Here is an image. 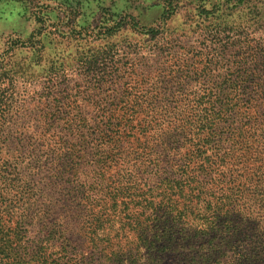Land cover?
I'll return each mask as SVG.
<instances>
[{"label": "rangeland", "instance_id": "1", "mask_svg": "<svg viewBox=\"0 0 264 264\" xmlns=\"http://www.w3.org/2000/svg\"><path fill=\"white\" fill-rule=\"evenodd\" d=\"M12 2L19 23L6 26L0 15L1 234L14 240L20 230L27 241L44 234L49 256L63 264H100L96 236L103 245L112 239L102 264H183L186 239L166 252L135 240L165 235L173 217L193 222L196 236L202 223L214 225L203 235L211 243L197 248H221L227 218L243 222L247 242L264 241V0ZM256 65L261 81L244 80L258 74ZM226 106L235 111L223 116L219 136L210 133L221 142L202 148L216 164L180 181L176 166L195 140L169 148L155 138L174 124L199 129ZM245 120L261 132L243 152L238 192L216 181L233 169L219 158L228 146L220 137L223 121ZM154 151L158 169L145 160ZM242 239L220 250L223 262L264 264V255L243 263L231 256Z\"/></svg>", "mask_w": 264, "mask_h": 264}, {"label": "trees", "instance_id": "2", "mask_svg": "<svg viewBox=\"0 0 264 264\" xmlns=\"http://www.w3.org/2000/svg\"><path fill=\"white\" fill-rule=\"evenodd\" d=\"M256 69H258V74L244 77V80H255L256 82L261 81L262 79V74L261 72L263 71V68L256 65ZM256 87H259V84L255 85ZM234 108L232 106H226L219 111H216V116L212 118V120L208 123L201 124L199 125L198 128H194L197 126V124H194L188 127H181L180 125L174 124L171 128H168L167 132L165 133H160V136L163 135V138L161 139H156V146L159 144L163 145L164 147H169L171 144H177L179 146H182L185 148L187 146V143L192 139L195 140V143H191L190 147V153L188 155L187 162L181 163L180 166H176V169L180 170L183 174L180 176V181L185 183L186 178L183 177L187 175L189 172L193 171L196 169V174L198 175L200 172L203 173H208L209 169L211 166L216 164V161L211 159V157H208V155L205 153L206 151H203L202 148L205 146L207 143L214 146L212 142L215 141H220V139H212L213 135L211 134H216L219 136L220 130L219 126L222 124H219L221 120L223 119L224 115H230L232 112H234ZM176 118V117H175ZM177 119V118H176ZM178 120V119H177ZM216 120V121H215ZM255 121V120H254ZM223 130L224 133L221 131V136L220 137L223 140V143H228V146L225 149L220 150L219 158L223 161V163L230 165L233 167L232 172L229 174H223L220 175L222 176V179H217V182H223V184L230 185L232 188H236L238 192H240L241 188L244 186V180H243V174L245 173L241 168H246V161L243 159V152L247 153L249 150L255 148L253 144V139L255 136H259L261 131H257V135H254V131L250 132V127L247 128V120L240 122L239 124H235L234 121H223ZM193 123V122H192ZM201 126V127H200ZM200 130L202 129L205 134L201 139H197V137H191V135H194V130ZM210 135V136H209ZM215 140V141H212ZM221 142V141H220ZM252 144H251V143ZM216 143V142H215ZM217 146V145H216ZM255 153L256 150H253L251 153V158L254 160L255 158ZM204 156V157H202ZM245 157V154H244ZM203 159H206L207 161L204 164H198L199 161H202ZM137 161H140L139 158H136ZM147 161L150 162L151 166L154 169H158V163H159V157L157 153L154 151L152 155L149 157L146 156ZM197 163V164H195ZM34 163L31 161L30 166L32 167ZM33 168V167H32ZM224 169L227 171H230L229 166L223 165ZM14 171V170H13ZM182 179V180H181ZM211 179H213V175L211 176ZM214 183L215 180H213ZM17 182L20 184H24L25 181L17 179ZM168 183H172L173 181H168ZM171 184V187H172ZM126 186V183L124 182H119L117 187H122ZM169 187V188H171ZM124 187L120 188L123 189ZM168 188V189H169ZM119 189V190H120ZM239 189V190H238ZM24 193L20 192L19 194V199L23 198ZM230 196L228 192H226L224 195L221 194V197L224 198V200L230 199ZM219 197V199H221ZM116 199V198H115ZM114 199V200H115ZM231 205V204H230ZM22 205H20L21 208ZM231 208V207H230ZM22 211H20V214ZM43 216V214H41ZM182 220V221H180ZM186 224V226L184 225ZM243 222L240 224V221L236 219L235 221H231L230 218H227L226 221L223 222L222 227H223V232L228 234L225 235V237L221 238V248L217 249H210L208 248H197L198 246H201V242L204 239V242L207 244L211 243V240L206 237H203V235H206V232H208L210 227L213 224L209 221L208 223H202L201 226V232H204L202 236H196L193 232L196 231V225H194L193 222H184L183 217H173L172 219L169 220V224L166 228L165 235L160 233L158 235L155 233L154 235L146 237L147 234L144 235H139L138 237H135V240H139L140 242H143L144 244L154 246L155 244H159L161 247V252H166L170 250V247L180 241V240H187L186 243L190 244L189 251L191 253H186V252H179V257H181L182 260H184L182 263L183 264H208V262L211 263V259H218L221 258L219 261H214L215 264H226L223 262L222 257L223 253H220V250L224 246L229 247L230 244L231 246L235 243V241H238L239 239H242V242L239 244V247L235 251H231V256L238 257L241 262L243 263L244 261H249L252 259L253 261H257L259 258H262V255H264V241L263 239H257L254 238L253 243L256 245H252V242H247L248 239L246 238L245 235L242 234L241 230L238 228L241 226L242 228ZM179 225H182L177 233L181 236L174 237V233L171 232V229L174 227L177 229ZM232 229V231H231ZM19 230V228H18ZM239 234L240 236L237 237L236 235L234 236V232ZM3 231L0 229V264H63V262L58 261V260H53L51 256H49V251L47 247V237L43 234L41 237L38 236L34 240L27 241V240H22V236L19 234L20 230L18 233L15 231L14 235V240L6 238L3 234H1ZM189 234H193L194 237L188 236ZM188 236V238H187ZM196 236V238H195ZM209 236V234H208ZM250 238V237H249ZM93 239V238H92ZM251 239V238H250ZM101 238L100 237H94L93 240H91L92 247H94L95 251V256L96 259L99 260L100 264L103 263V260L106 258L108 254L111 253L107 251L106 248L107 246H110L111 240L108 244L103 245L100 243ZM172 240H174L172 242ZM252 240V239H251ZM102 242V241H101ZM178 244V243H176ZM194 247H192V245ZM150 247H148L150 249ZM159 247V248H160ZM146 249V253H150V250ZM186 253V254H185ZM220 253V254H219ZM163 255L162 253H159L157 255L158 260L160 261V257ZM151 256V254H150ZM117 257H120V255H117ZM123 255L121 257V260L123 259ZM257 259V260H256ZM239 261H231L229 264H239ZM258 263V262H257ZM244 264V263H243ZM249 264H252V261L249 262Z\"/></svg>", "mask_w": 264, "mask_h": 264}, {"label": "clouds", "instance_id": "3", "mask_svg": "<svg viewBox=\"0 0 264 264\" xmlns=\"http://www.w3.org/2000/svg\"><path fill=\"white\" fill-rule=\"evenodd\" d=\"M18 6L12 0H0V15L6 26L14 27L19 23Z\"/></svg>", "mask_w": 264, "mask_h": 264}]
</instances>
